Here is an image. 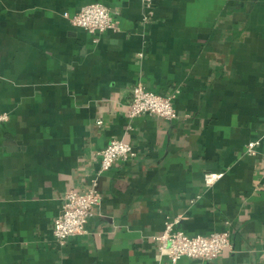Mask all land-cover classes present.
Masks as SVG:
<instances>
[{"label":"crops","instance_id":"crops-1","mask_svg":"<svg viewBox=\"0 0 264 264\" xmlns=\"http://www.w3.org/2000/svg\"><path fill=\"white\" fill-rule=\"evenodd\" d=\"M91 2L116 30L63 15ZM137 83L174 95L178 116L131 119ZM5 112L0 264H157L156 236L179 216L190 235L227 231L231 247L161 264H264V0H0ZM113 138L137 155L100 173ZM207 172L224 176L208 186ZM94 180L87 231L58 244L66 192Z\"/></svg>","mask_w":264,"mask_h":264},{"label":"built area","instance_id":"built-area-1","mask_svg":"<svg viewBox=\"0 0 264 264\" xmlns=\"http://www.w3.org/2000/svg\"><path fill=\"white\" fill-rule=\"evenodd\" d=\"M149 6L153 0H144ZM63 15L75 26L91 33L116 30L117 23L109 6L102 2L85 4L80 10L71 14L65 11ZM174 95H163L147 89L142 83L133 88V97L129 104V117L134 119L144 113L156 115L169 120L178 116L174 103ZM9 118L8 113L0 115V122ZM99 123L102 120L98 121ZM262 143L261 138L248 142L246 153L257 155ZM137 155L134 146L123 138H113L100 151V173L111 169L118 161H127ZM224 176V172H207L204 176L208 186L215 184ZM101 194L97 180L86 191L70 189L65 194L64 204L59 216L55 219L53 235L60 245H65L71 236L87 231L89 219L97 213ZM181 217L167 219L164 228L156 236L158 251L157 264L163 258H169L176 263L182 257L212 259L231 247L227 231H214L209 234H187L176 227Z\"/></svg>","mask_w":264,"mask_h":264}]
</instances>
